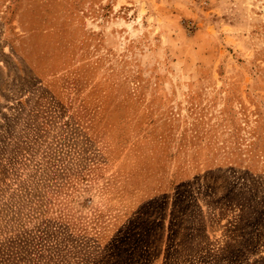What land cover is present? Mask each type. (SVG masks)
<instances>
[{"label":"rangeland","instance_id":"rangeland-1","mask_svg":"<svg viewBox=\"0 0 264 264\" xmlns=\"http://www.w3.org/2000/svg\"><path fill=\"white\" fill-rule=\"evenodd\" d=\"M0 264H264V0H0Z\"/></svg>","mask_w":264,"mask_h":264},{"label":"crops","instance_id":"crops-1","mask_svg":"<svg viewBox=\"0 0 264 264\" xmlns=\"http://www.w3.org/2000/svg\"><path fill=\"white\" fill-rule=\"evenodd\" d=\"M173 117L177 123L173 124L168 130L165 131V134L159 135L158 137L166 142L168 145H171L173 149L171 151V156L173 158L184 159L182 165L174 171V179L177 180H192L195 177L204 178L209 172L208 169L215 168L216 166L221 165V157L218 145V137L214 130L213 125L203 126L202 122L192 116L190 120L183 119L178 116ZM229 154V152L227 151ZM130 157V166L131 169H134V166L138 163L135 156L137 155L134 152L129 153ZM224 153L223 158L227 161L229 160V155ZM133 172L130 170L127 172L126 176H120L123 180L127 178L132 180ZM130 182V181H128ZM131 189L135 188L132 186ZM135 189L129 196V206L121 207L122 212H132L135 207L139 206L143 198L154 197L155 191L151 194L137 192ZM121 194L118 193V196ZM144 200V199H143ZM205 234H209L212 231L208 227H204Z\"/></svg>","mask_w":264,"mask_h":264}]
</instances>
